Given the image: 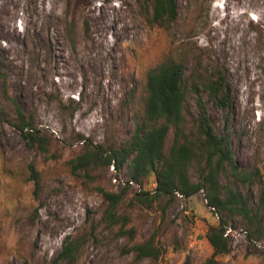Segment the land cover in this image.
Returning <instances> with one entry per match:
<instances>
[{
  "label": "rangeland",
  "instance_id": "rangeland-1",
  "mask_svg": "<svg viewBox=\"0 0 264 264\" xmlns=\"http://www.w3.org/2000/svg\"><path fill=\"white\" fill-rule=\"evenodd\" d=\"M179 16L162 27L153 0H0V264H55L67 237L97 225L75 264H204L213 249L205 235L219 217L204 195L130 205L154 177L131 186L120 213L130 218L105 229L107 202L126 170L104 165L73 172L87 145L120 148L142 122L149 72L178 61L189 77L227 70L233 109L210 106L216 132L232 133L234 156L259 180L241 188L258 203L264 184V0H178ZM13 101L43 138L30 147L17 129ZM187 109L197 115L196 98ZM192 116H189V121ZM229 120V122H228ZM40 174L36 193L31 166ZM192 177L196 180L194 173ZM261 178V179H260ZM228 183L226 178L221 180ZM264 217V215H263ZM156 234L158 260L137 261L132 247ZM224 264H264V242L250 241L244 224L227 231ZM70 264V263H60Z\"/></svg>",
  "mask_w": 264,
  "mask_h": 264
},
{
  "label": "trees",
  "instance_id": "trees-1",
  "mask_svg": "<svg viewBox=\"0 0 264 264\" xmlns=\"http://www.w3.org/2000/svg\"><path fill=\"white\" fill-rule=\"evenodd\" d=\"M153 7L162 27L169 28L178 19V0H153ZM185 69V65L178 61L152 69L146 87L144 118L137 123L129 140L120 148L87 145L86 152L71 164L75 174L91 166L111 167L114 164L118 170L125 169L128 179L139 185L145 178L153 176L154 190L146 192L142 189L134 193L131 206L141 204L150 208L164 199L166 209L179 195L189 200L202 193L207 206L219 217V224L210 226L205 235L213 253L204 264H224L219 258L231 253L227 231L233 221L238 219L244 224L250 241L264 242V186L258 203H253L250 193L242 192L241 188L255 183L260 175L240 167L234 156L232 133L228 129L223 135L216 132L210 106L231 112L234 105L226 68L218 66L206 75L195 71L189 77ZM3 78L0 69V79ZM191 95L196 98L197 115H191L187 109ZM13 104L19 121L16 127L24 140L30 147L39 141L40 147L46 151L40 131L27 122L15 101ZM189 116H192L191 121ZM31 177L38 193L40 174L33 165ZM223 178L228 180L226 185L221 183ZM130 188L126 185L119 193L99 189L107 202L100 224L108 230L119 227L120 235L129 234L134 238V228L126 229L130 218L120 213V206ZM97 229L98 226L93 224L91 230L67 237L54 263L75 264ZM155 237L153 234L149 240L132 247L137 261L158 260L163 255ZM184 264H192L191 258L188 257Z\"/></svg>",
  "mask_w": 264,
  "mask_h": 264
},
{
  "label": "built area",
  "instance_id": "built-area-1",
  "mask_svg": "<svg viewBox=\"0 0 264 264\" xmlns=\"http://www.w3.org/2000/svg\"><path fill=\"white\" fill-rule=\"evenodd\" d=\"M111 169H112V171H114V172H116L117 173V167L113 164V165H111V167H110ZM126 185H130V186H136L137 185V183L136 182H134V181H131V180H127V182H125V186ZM142 187H139V191L138 192H140V191H142ZM180 196V195H179Z\"/></svg>",
  "mask_w": 264,
  "mask_h": 264
}]
</instances>
